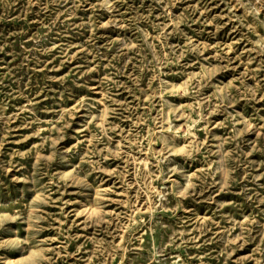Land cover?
I'll use <instances>...</instances> for the list:
<instances>
[{
  "label": "rangeland",
  "instance_id": "obj_1",
  "mask_svg": "<svg viewBox=\"0 0 264 264\" xmlns=\"http://www.w3.org/2000/svg\"><path fill=\"white\" fill-rule=\"evenodd\" d=\"M0 264H264V0H0Z\"/></svg>",
  "mask_w": 264,
  "mask_h": 264
}]
</instances>
